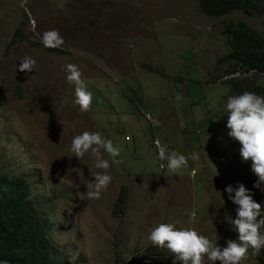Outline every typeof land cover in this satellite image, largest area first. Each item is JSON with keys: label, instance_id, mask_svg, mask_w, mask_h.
Segmentation results:
<instances>
[{"label": "rangeland", "instance_id": "1", "mask_svg": "<svg viewBox=\"0 0 264 264\" xmlns=\"http://www.w3.org/2000/svg\"><path fill=\"white\" fill-rule=\"evenodd\" d=\"M240 20L264 28V15L209 16L199 0H0V173L30 183V200L44 210L68 264H128L162 223L213 242L217 236L220 247L238 240V206L224 189L242 183L253 199L264 189L253 187L251 161L242 162L226 127L227 101L238 94L224 80L242 74L224 76V69ZM21 24L28 39L11 47ZM52 29L64 37L61 48L42 43ZM25 56L36 61L31 72L18 70ZM68 64L92 93L86 112L75 103ZM85 131L121 150L118 157L101 150L107 170L95 167L91 151L82 158L71 151ZM156 138L188 166L171 172ZM97 173L112 179L90 199ZM123 188L127 203L118 211ZM262 255L249 248L241 264ZM204 264L219 262L205 256Z\"/></svg>", "mask_w": 264, "mask_h": 264}, {"label": "clouds", "instance_id": "2", "mask_svg": "<svg viewBox=\"0 0 264 264\" xmlns=\"http://www.w3.org/2000/svg\"><path fill=\"white\" fill-rule=\"evenodd\" d=\"M42 43L45 48H61L64 37L58 30L52 29L43 33ZM35 65L33 58L25 56L20 61L18 70L31 72ZM66 69L69 73L67 81L75 85V103L82 112H86L92 104V93L87 90L77 65L68 64ZM227 110L228 136L240 144L239 154L242 162L251 161V171L257 177L253 187L260 188L261 184H264V97L245 91L228 99ZM127 140L130 138L127 137ZM155 144L159 159L167 161L171 172L176 173L188 166V158L185 155L161 146L159 140L155 141ZM101 150L112 157H118L121 151L99 132L85 131L72 140L71 151L77 158H82L85 153L91 151L96 160L95 167L107 170L110 165L103 159ZM191 159H197V155L192 154ZM111 179L108 174H95L94 182L88 185L91 189L87 193L88 197L99 199L101 191L107 188ZM224 191L228 193V199L238 206L236 217L232 220L238 240L229 239L226 241V247H220L217 244V236L213 242L195 229L178 230L172 224L162 223L151 231L149 241L153 246L167 248L182 264H204L205 256L209 261L219 264H241V261L247 259L249 248L255 253L260 250L263 253L264 233H261L260 229L264 228V209L261 203L254 201L252 192L242 183H238L235 188L228 185Z\"/></svg>", "mask_w": 264, "mask_h": 264}, {"label": "trees", "instance_id": "3", "mask_svg": "<svg viewBox=\"0 0 264 264\" xmlns=\"http://www.w3.org/2000/svg\"><path fill=\"white\" fill-rule=\"evenodd\" d=\"M199 8L214 17L236 10L264 15V0H199ZM236 30L229 37L231 52L228 58L233 63L226 65L224 76L239 72L242 75L227 77L224 84L238 95L247 91L264 97V28L257 29L240 20ZM26 31L24 24L19 25L9 46L28 39ZM5 100L4 89L0 85V106ZM31 195L32 187L25 178H12L0 173V264H68L50 236L51 222L44 210L31 202ZM127 198V191L123 188L115 206L118 211L124 210ZM254 201L261 203L264 209V189ZM260 231L264 233V228ZM262 254L255 264H264V250ZM128 264H180V261L167 248L153 246L150 242L130 258Z\"/></svg>", "mask_w": 264, "mask_h": 264}, {"label": "built area", "instance_id": "4", "mask_svg": "<svg viewBox=\"0 0 264 264\" xmlns=\"http://www.w3.org/2000/svg\"><path fill=\"white\" fill-rule=\"evenodd\" d=\"M158 139H155L154 140V143H153V145L156 147V144H155V141H157ZM160 142V141H159ZM157 148V147H156ZM161 168H164L163 166L161 167Z\"/></svg>", "mask_w": 264, "mask_h": 264}]
</instances>
